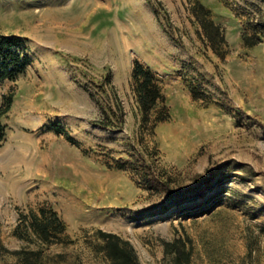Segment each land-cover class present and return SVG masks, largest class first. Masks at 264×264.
Segmentation results:
<instances>
[{
  "label": "rangeland",
  "instance_id": "374dc122",
  "mask_svg": "<svg viewBox=\"0 0 264 264\" xmlns=\"http://www.w3.org/2000/svg\"><path fill=\"white\" fill-rule=\"evenodd\" d=\"M195 1L0 0V34L32 58L0 83V108L15 95L0 143V264L23 249L42 250V264H109L99 231L130 241L142 264H168L178 239L192 264H264V0H200L225 29L224 59L200 36ZM255 30L262 42L246 47ZM135 60L165 96L169 118L153 128L141 125ZM118 103L122 125L97 124ZM40 207L65 222L63 243L16 235Z\"/></svg>",
  "mask_w": 264,
  "mask_h": 264
},
{
  "label": "trees",
  "instance_id": "16d2710c",
  "mask_svg": "<svg viewBox=\"0 0 264 264\" xmlns=\"http://www.w3.org/2000/svg\"><path fill=\"white\" fill-rule=\"evenodd\" d=\"M191 12L200 26L199 34L202 39L208 43L216 55L224 59L227 37L223 26L212 17L211 10L200 0L193 3ZM242 41L246 47H253L262 42V36L255 30L253 34H243ZM31 61L28 47L21 37L0 34V83L5 80L15 81L19 76L25 74ZM132 79L133 91L141 112V125L145 127L153 122L151 124V128H153L158 123L168 120L169 114L165 105L159 108L160 104H164L165 96L160 80L152 69L139 60H135ZM14 98L13 93L6 95L4 105L0 108V143L7 135L4 118L10 111ZM123 122V106L118 103L116 108L104 109L97 124L109 128L117 126L118 123L122 125ZM140 175L148 181L149 185H156L159 182L156 173L149 172V168L141 172ZM22 222L23 228L16 231V235L19 237L29 239L34 235L45 245L63 243L64 241L66 224L57 211L52 208L40 207L38 210H31L22 216ZM98 233L102 240L98 251L104 254L109 264H142L130 241L115 233L104 231ZM13 253L17 256V262L6 264H42V250L23 249ZM166 254L169 257L168 264H192V249L184 239H178L166 245Z\"/></svg>",
  "mask_w": 264,
  "mask_h": 264
}]
</instances>
